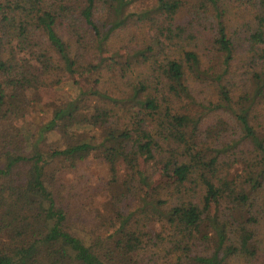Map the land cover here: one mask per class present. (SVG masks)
<instances>
[{"label": "trees", "instance_id": "trees-1", "mask_svg": "<svg viewBox=\"0 0 264 264\" xmlns=\"http://www.w3.org/2000/svg\"><path fill=\"white\" fill-rule=\"evenodd\" d=\"M263 230L264 0H0V264H264Z\"/></svg>", "mask_w": 264, "mask_h": 264}, {"label": "rangeland", "instance_id": "rangeland-1", "mask_svg": "<svg viewBox=\"0 0 264 264\" xmlns=\"http://www.w3.org/2000/svg\"><path fill=\"white\" fill-rule=\"evenodd\" d=\"M243 15L247 16L246 13L235 12L234 18ZM68 89H70L69 85H63L62 88L53 87L41 90L38 94L39 99L29 109L27 118L39 120L48 118L51 109L66 97ZM123 169L122 166L118 167L120 173H123ZM61 177V183L64 184L62 192L68 199V206L71 210L87 214L104 207L107 199L108 168L101 160L92 156L78 163L75 168L65 170ZM262 234L264 235V230Z\"/></svg>", "mask_w": 264, "mask_h": 264}]
</instances>
